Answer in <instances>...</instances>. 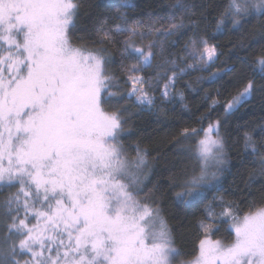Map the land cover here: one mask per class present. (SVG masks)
<instances>
[{
	"label": "snow or ice",
	"instance_id": "6c2138e0",
	"mask_svg": "<svg viewBox=\"0 0 264 264\" xmlns=\"http://www.w3.org/2000/svg\"><path fill=\"white\" fill-rule=\"evenodd\" d=\"M81 7L82 0H0V191L7 193L0 199V264H264V180L259 200L243 201L246 210L223 196L210 202L198 221L202 238L181 260L160 190L148 188L149 153L125 144L133 109L156 107V92L161 106L183 100L178 82L219 58L215 45L195 35L183 54L166 55L194 15L190 5L175 0L166 22L130 21L120 12L83 28ZM249 17H264V0H227L216 26L242 29ZM252 64L264 81V55ZM257 91L264 83L247 79L225 114ZM222 127L217 119L182 129L181 143L194 142L188 155L196 167L172 178L178 200L220 190L229 162ZM243 148L253 170L242 195L252 197L257 176L264 177V142L258 147L245 132ZM220 224L230 240L213 238Z\"/></svg>",
	"mask_w": 264,
	"mask_h": 264
},
{
	"label": "trees",
	"instance_id": "16d2710c",
	"mask_svg": "<svg viewBox=\"0 0 264 264\" xmlns=\"http://www.w3.org/2000/svg\"><path fill=\"white\" fill-rule=\"evenodd\" d=\"M184 2L190 5L194 15L191 18L185 17L188 26L182 30V34L172 38L176 44L166 49V55L174 59L183 54L185 45L195 35L197 39L203 38L209 44L215 45L219 58L213 66L201 67L178 82L177 93L183 95V100L177 96L161 106L159 92H156V107L150 110L133 109L131 132L124 134L126 146L135 148L139 145L149 153L148 188L155 185L160 190L158 200L170 227L174 229L175 245L184 253L181 260L195 250L202 238L198 221L204 217L210 202L215 199V204H219V197L223 196L225 202L238 204L241 210H246L247 204L243 201L259 200L260 181L264 180V177L257 176L251 189L252 197L242 195L245 182L253 170V157L244 152L243 137L245 132L252 134L258 147L264 142V135L260 133V129L264 128V92L257 91L238 110L227 115L224 112V104L242 90L247 79L255 78L258 84L264 83L252 71V62L257 56L264 55V37L261 36L264 17H249V22L242 29L233 28L230 22L218 29L216 20L227 0ZM174 3L175 0H82L79 24L81 28L85 25L90 27L100 19L118 15L120 12L125 13L130 21H146L149 17L159 16L166 22L169 6ZM126 4L132 7H125ZM108 27H114V23L110 21ZM159 62L160 58L157 57L153 67ZM230 68L235 71H227L225 75V71ZM150 74L151 70L145 73ZM213 100L220 102L214 110L211 109ZM217 119L223 124L222 134L225 135L229 155L227 169L219 177L217 184L220 190L209 189L198 200L182 202L175 196V192L180 189L172 186V178L191 174L196 163L188 155V150L194 148V142L181 143V131L185 127H206L210 120ZM224 121L227 123H223ZM256 164L258 167V160ZM6 195V192L0 191V199ZM226 229V224H220V230L213 238L230 240L229 231Z\"/></svg>",
	"mask_w": 264,
	"mask_h": 264
},
{
	"label": "rangeland",
	"instance_id": "374dc122",
	"mask_svg": "<svg viewBox=\"0 0 264 264\" xmlns=\"http://www.w3.org/2000/svg\"><path fill=\"white\" fill-rule=\"evenodd\" d=\"M158 98H159V96H158ZM171 101H172V100H171ZM145 109L150 110L151 108H145ZM193 149H194V148H193ZM216 204L218 205V203H216ZM216 210L219 211V210H220L219 207H217ZM178 264H179V262H178Z\"/></svg>",
	"mask_w": 264,
	"mask_h": 264
}]
</instances>
